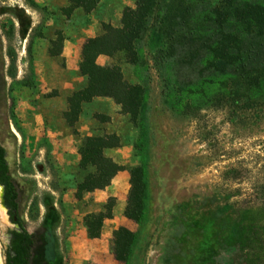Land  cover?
Returning a JSON list of instances; mask_svg holds the SVG:
<instances>
[{
	"label": "rangeland",
	"instance_id": "obj_1",
	"mask_svg": "<svg viewBox=\"0 0 264 264\" xmlns=\"http://www.w3.org/2000/svg\"><path fill=\"white\" fill-rule=\"evenodd\" d=\"M103 2L94 15L99 32L102 23L120 27L124 8H134L136 0ZM11 8L23 10L30 18L25 39L20 30L27 21L20 23L6 14ZM68 8L69 0H0V64L6 83V90L0 91V133L7 126L15 136L17 174L36 184L21 214L27 231L34 233L39 228L44 209L38 200L48 192L59 202V235L66 264H118L111 242L122 221L138 238L130 264H167L162 254L172 214L183 207L181 222L187 231L171 264H215L229 244L227 224L231 221L229 214L219 215L218 209L227 204L259 203L264 198V106L256 111L223 108L206 109L193 117L181 115L165 98L162 77L152 69L146 115L150 214L140 229L125 220L122 210L118 213L122 205L125 209L129 192L127 170L139 161L134 151L138 132L129 117L107 100L83 105L73 127L66 120L69 98L84 84L80 76L65 74L67 60L62 54L74 53L64 42L61 47V41H74L82 31L81 11L70 14ZM97 63L119 66L124 78L134 83L133 69L122 56H102ZM79 130L93 136L117 135L121 146L108 155L126 168L127 179L117 178L109 190L117 195L114 214L105 221L98 240L88 239L83 220L99 213L108 199L92 193L81 200L75 197L76 185L87 175L78 168ZM2 225L0 255L6 264L12 229L8 216Z\"/></svg>",
	"mask_w": 264,
	"mask_h": 264
},
{
	"label": "trees",
	"instance_id": "obj_2",
	"mask_svg": "<svg viewBox=\"0 0 264 264\" xmlns=\"http://www.w3.org/2000/svg\"><path fill=\"white\" fill-rule=\"evenodd\" d=\"M103 0H69L68 11H81L80 27L88 25ZM6 14L22 26L21 38L30 30V18L23 10ZM1 15V14H0ZM102 32L87 39L81 52L80 76L86 86L69 98L66 120L72 127L84 104L96 98L111 99L129 117L138 137L134 144L138 164L128 169L129 192L124 217L140 229L149 222L147 182V106L150 71L155 69L164 84V96L175 111L196 116L206 109L256 111L264 106V0H136L124 8L120 27L101 24ZM64 40L61 41V47ZM1 46V41H0ZM122 56L133 69L129 83L119 66H100L99 57ZM152 64V65H151ZM0 91L6 90L1 74ZM121 146L115 134L81 139L78 168L87 172L76 185L75 197L104 191L115 177L126 171L107 156ZM16 139L6 126L0 133V185L3 205L17 218L18 229L9 233L6 264H66L59 235L62 215L59 202L44 192L39 204L44 209L41 224L29 233L21 215L35 193L36 184L21 178L16 168ZM116 200L109 198L99 213L84 217L90 240L101 238L104 223L113 218ZM183 207L172 214L163 262L171 264L180 253V239L187 228L181 222ZM219 215L229 214V244L216 257L215 264H264V198L259 203L227 204ZM137 234L126 228L113 232L111 251L118 264H130Z\"/></svg>",
	"mask_w": 264,
	"mask_h": 264
},
{
	"label": "crops",
	"instance_id": "obj_3",
	"mask_svg": "<svg viewBox=\"0 0 264 264\" xmlns=\"http://www.w3.org/2000/svg\"><path fill=\"white\" fill-rule=\"evenodd\" d=\"M103 1H102L101 7L103 6V3H104ZM94 15H95V13L92 14L89 17V19H88V25L85 28H82L81 34L78 35V36H76L74 38V41H66V40L64 41V47L67 48V49H69V50H71V48L73 47L72 50H73V53H74V56H70L69 54H66V53L65 54H62V57H64L67 60V68L65 70V74L66 75H69V73L71 72V73L74 74V76H80V73H79V63L81 62V52H82L83 45H84V43H85V41L87 39L95 38L96 36L100 35V33H101V32H99V28H98L97 24L94 23ZM99 58H101V57H99ZM78 80L82 81L81 83H84V84H82V87H81L83 89L86 86V79L80 76V78H78ZM73 81H75V79ZM70 85L71 84H67V86H70ZM107 100H111V99H107V98H96L91 103L84 104V105H95L96 103L105 102ZM108 103H110V102H108ZM79 133H80L81 138L93 136V135H91V133H89V132L84 133L81 130H79ZM108 135H110V134H108ZM112 150H114V149H112ZM109 151H111V150H108L106 152L107 156H109L108 155V152ZM119 177L123 181H125L127 179L126 176H125V174H124V172H121V173H119L115 177V179L112 182V185L114 184V181L117 178H119ZM112 185L109 188H107L106 190H104V191H95L92 194L93 195H98L99 197H101V199H109V198L116 199L117 198V195L115 193H110L109 192V190L112 188ZM121 210H122V212H124V206L123 205L120 207V210H118V213ZM113 214H114V211H113ZM125 220H127V219L125 218ZM126 225H127L126 222L125 221H122V225L120 227H118V228H115V230H117L119 228H126V229H128Z\"/></svg>",
	"mask_w": 264,
	"mask_h": 264
},
{
	"label": "water",
	"instance_id": "obj_4",
	"mask_svg": "<svg viewBox=\"0 0 264 264\" xmlns=\"http://www.w3.org/2000/svg\"><path fill=\"white\" fill-rule=\"evenodd\" d=\"M1 190H2V186L0 185V226H3L2 222L4 221V216L6 215L9 217V215H8V209L3 205Z\"/></svg>",
	"mask_w": 264,
	"mask_h": 264
},
{
	"label": "flooded vegetation",
	"instance_id": "obj_5",
	"mask_svg": "<svg viewBox=\"0 0 264 264\" xmlns=\"http://www.w3.org/2000/svg\"><path fill=\"white\" fill-rule=\"evenodd\" d=\"M8 215H9V220H10V222L12 224V228H13V229H11V231L17 230L18 229L17 218L12 217V215L10 214L9 211H8ZM9 240H10V237H9Z\"/></svg>",
	"mask_w": 264,
	"mask_h": 264
},
{
	"label": "bare ground",
	"instance_id": "obj_6",
	"mask_svg": "<svg viewBox=\"0 0 264 264\" xmlns=\"http://www.w3.org/2000/svg\"><path fill=\"white\" fill-rule=\"evenodd\" d=\"M0 264H2V263H1V255H0Z\"/></svg>",
	"mask_w": 264,
	"mask_h": 264
}]
</instances>
